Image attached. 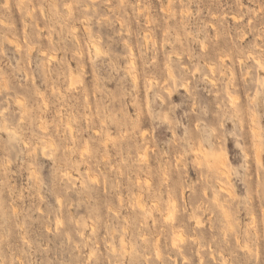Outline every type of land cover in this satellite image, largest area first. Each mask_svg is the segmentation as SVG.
Instances as JSON below:
<instances>
[{"label":"rangeland","instance_id":"1","mask_svg":"<svg viewBox=\"0 0 264 264\" xmlns=\"http://www.w3.org/2000/svg\"><path fill=\"white\" fill-rule=\"evenodd\" d=\"M0 264H264V0H0Z\"/></svg>","mask_w":264,"mask_h":264},{"label":"bare ground","instance_id":"2","mask_svg":"<svg viewBox=\"0 0 264 264\" xmlns=\"http://www.w3.org/2000/svg\"><path fill=\"white\" fill-rule=\"evenodd\" d=\"M91 49H92V51H94L95 55H99V53H100V48H99L98 44L95 43L94 41H91ZM212 69H213V67H212ZM213 70H215V69H213ZM213 70H211V71L213 72ZM170 72H171V71H170ZM170 72H169V73H170ZM170 74H171V73H170ZM170 74H169V76H170ZM73 76H74V74H73ZM73 76L71 75V77H73ZM171 76H172L171 79H173L175 75L173 76V74H172ZM79 77H80V76L78 75V79H77V78H76V75H75L76 80H75L74 77L72 78V79H74V80H72V79L69 78L70 81H71L70 84L73 85L75 82H76V84H77V80L79 81ZM135 77H136V76H135ZM80 78H81V77H80ZM205 78H206V77H205ZM209 79H210V77H209ZM175 80H176V77H175ZM210 80H212V82H213V81H214V78H211ZM73 81H74V83H73ZM215 81H216V80H215ZM215 81H214V83H213L214 85L216 84ZM80 83H81V80H80ZM70 84H69V85H70ZM78 84H79V83H78ZM183 85H184V84H182V86H183ZM216 85H217V84H216ZM72 87H74V86H72ZM183 87H186V90H187L188 85L186 86V83H185V86H183ZM183 87H182V89H183ZM167 92H168V91H167ZM169 92H170V91H169ZM169 92H168V93H169ZM188 92L190 93L189 88H188L187 94H188ZM169 94H170V93H169ZM253 119H254V118H253ZM254 132H255V131H254ZM256 132H257V131H256ZM254 135H255V134H254ZM256 137H258V133H257V136H256ZM258 138H259V137H258ZM258 138H257V139H258ZM258 148H259V147L256 146V149H257V150H258ZM257 150H256V153H257ZM259 150H260V149H259ZM259 150H258V152H260ZM257 156H258V158H259V157H260V153H259V155H257ZM256 159H257V158H256ZM258 161H259V160H258ZM259 165H261V164H259ZM223 173H224V172H223ZM223 189H224V188L222 187V188H221V191H222ZM224 190H225V189H224ZM225 192H226V191H225ZM60 204H61V203H60ZM174 204H175V203H174ZM137 205H138V204H137ZM140 205H141V204H140ZM140 205H139V206H140ZM153 205H154V204H153ZM154 206H155V205H154ZM172 206H173V203H172ZM174 206H175V205H174ZM141 207H142V206H141ZM168 207H169V206H168ZM175 207H176V206H175ZM159 208H160V207H159ZM159 208H158V209H159ZM167 209H168V208H167ZM159 210H160V209H159ZM174 210H175V208H174ZM167 211H168V210H167ZM160 212H161V214H162L164 211H163V212L160 211ZM169 212H170V215H169ZM169 212L167 213L168 216H170V217L172 216V217H173L174 214L171 215V214L173 213V211L171 210V211H169ZM153 213H154V212H153ZM150 215H151V214H150ZM150 215H149V216H150ZM164 215H166V214H164ZM168 216H166L167 220H165V221H168V219H172V218H169ZM152 217H153V216H152ZM162 217H163V215H162ZM162 217H161V220L163 219ZM148 219H150V218H148ZM164 219H165V217H164ZM153 220H154V221H153ZM153 220H152V222L154 223L156 219L153 218ZM161 220L158 219V220H156V222H157V221L160 222ZM174 220H175V219H174ZM165 221L162 220L161 222H162V223H163V222L165 223ZM168 222H170V221H168ZM164 223H163V224H164ZM172 223H173V222H172ZM172 223H171V224H172ZM158 224H159V223H158ZM163 224H160L161 227H162ZM198 224H199V223H198ZM156 225H157V223H156ZM156 225H155V226H156ZM166 225H167V222H166V224H165V227H166ZM196 225H197V224H196ZM156 227H157V226H156ZM156 227H155V228H156ZM158 227H159V226H158ZM161 227H159V228L161 229ZM165 227H163V229H164ZM172 227H174V226H171V228H172ZM151 228H152V227H151ZM151 228H150V230H151ZM153 228H154V224H153ZM155 228H154V229H155ZM175 228H176V227H174V229H175ZM157 229H158V228H157ZM157 229H156V230H157ZM163 229H162V231H163ZM165 229H167V227H166ZM172 229H173V228H172ZM174 229H173V230H174ZM162 231H160V232H159V231H156V232H157V234H158V233L161 234V233H163ZM151 232H152V230H151ZM153 232H154V231H153ZM175 232H176V230H175ZM151 234L154 235L155 233H151ZM179 234H180V233H179ZM156 236H157V235H156ZM177 236H178V235H177ZM175 237H176V236H175ZM157 238H159V237H157ZM157 238L155 239L156 241L159 240V239H157ZM160 239H161V238H160ZM156 241H154V238H153L152 243H153V242H156ZM176 241H177V240H176ZM176 241H175V243H172V244H175V245H176ZM157 242H158V241H157ZM173 242H174V241H173ZM156 244H159V246H160V243H156ZM156 244H154V245H156ZM177 245H178V244H177ZM177 245H176V246H177ZM156 246H157V245H156ZM159 246H158V248H159ZM171 246H172V245H171ZM173 246H174V245H173ZM160 247H161V246H160ZM154 248H155V247H154ZM158 248L155 249V250H158V252H160V251H159L160 249H158ZM176 248H178V246H177ZM156 252H157V251H156ZM158 252H157V254H159ZM160 254H161V253H160ZM160 254H159V257H160ZM156 257H158V256H156ZM159 257H158V258H159ZM161 258H162V257H161ZM160 260H161V259H160Z\"/></svg>","mask_w":264,"mask_h":264}]
</instances>
